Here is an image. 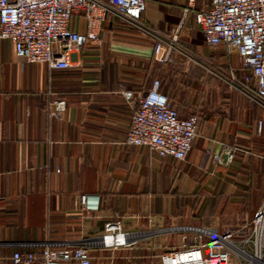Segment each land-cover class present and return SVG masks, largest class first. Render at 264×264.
I'll return each mask as SVG.
<instances>
[{"label": "crops", "instance_id": "crops-1", "mask_svg": "<svg viewBox=\"0 0 264 264\" xmlns=\"http://www.w3.org/2000/svg\"><path fill=\"white\" fill-rule=\"evenodd\" d=\"M210 1L194 0L195 11ZM187 2L147 0L142 20L169 37ZM70 29L85 31L82 15ZM181 37L196 60L174 54L162 63L152 39L108 17L101 44L73 52L66 70L26 63L0 41V264L47 242L87 244L97 264H162L161 255L197 244L200 234L243 235L264 203V110L209 73L235 70L240 82L249 72L236 54L209 47L192 15ZM154 81L179 117L199 116L183 161L125 143L133 108L122 93ZM54 100L66 103L59 118L48 113ZM108 222L127 235L126 246H103Z\"/></svg>", "mask_w": 264, "mask_h": 264}, {"label": "built area", "instance_id": "built-area-1", "mask_svg": "<svg viewBox=\"0 0 264 264\" xmlns=\"http://www.w3.org/2000/svg\"><path fill=\"white\" fill-rule=\"evenodd\" d=\"M147 0H0V41H9L14 55L26 63H43L50 69L71 68V54L86 44H101L100 28L108 17L147 35L154 41L153 53L159 62H170L178 55L195 61L190 52L178 44L189 16L200 28L204 42L211 48H225L238 57L244 70L239 82L236 71L209 73L239 92L264 110V0H211L205 10L195 11L194 0L182 8L180 19L171 36H165L142 20ZM84 18L85 31L74 32L70 24L74 15ZM124 99L133 111L125 135V143L149 148L160 158L185 160L199 130V116L179 117L168 98L159 90V82L137 93L124 91ZM66 109L63 100L49 103L48 113L61 117ZM264 128L258 122L260 133ZM228 158L232 151L226 152ZM216 160L219 157L216 156ZM79 203L89 208V197L82 195ZM96 207V205H94ZM235 239L229 231L214 235L180 250L160 256L162 264H264V203L253 218L240 229ZM205 234V233H203ZM105 247L127 245V235L117 223L105 224L102 236ZM7 264H97L87 244L59 245L47 242L38 253L14 252Z\"/></svg>", "mask_w": 264, "mask_h": 264}, {"label": "rangeland", "instance_id": "rangeland-1", "mask_svg": "<svg viewBox=\"0 0 264 264\" xmlns=\"http://www.w3.org/2000/svg\"><path fill=\"white\" fill-rule=\"evenodd\" d=\"M205 1H208V0H205ZM182 11V10H181ZM178 44L179 45H183L182 43V37L180 36L179 39H178ZM219 48H222V47H219ZM178 56V55H177Z\"/></svg>", "mask_w": 264, "mask_h": 264}]
</instances>
